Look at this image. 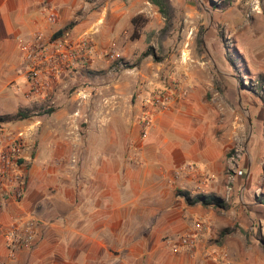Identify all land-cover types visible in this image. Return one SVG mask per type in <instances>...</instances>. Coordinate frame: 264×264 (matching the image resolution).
<instances>
[{"label": "crops", "instance_id": "1", "mask_svg": "<svg viewBox=\"0 0 264 264\" xmlns=\"http://www.w3.org/2000/svg\"><path fill=\"white\" fill-rule=\"evenodd\" d=\"M49 5L58 11L54 23L47 19ZM94 24L99 50L112 41L126 50V37L137 34V0H0V114L34 112L49 103L26 95L22 42L37 34L50 41L68 26L76 35ZM100 58L91 69L59 80L52 121L25 118L34 128L26 193L19 201L9 199L0 222L9 225L34 214L40 225L33 246L12 258L0 238V264H264V253L248 245L239 229L228 230L244 225L235 204L237 185L243 183L251 197L264 194V137L254 139L249 122L252 166L247 177L235 176V184L227 185L232 128L201 85L170 110L153 109L144 137L140 122L116 97L120 80L102 75V83L96 82L98 64L109 65ZM20 78L22 98L3 93ZM80 80L88 82L78 90L87 96L84 108L76 104L79 93L68 92ZM145 87L143 98L154 91ZM181 190L192 197L216 194L231 207L191 204ZM188 233L196 246L174 252L168 238Z\"/></svg>", "mask_w": 264, "mask_h": 264}, {"label": "rangeland", "instance_id": "2", "mask_svg": "<svg viewBox=\"0 0 264 264\" xmlns=\"http://www.w3.org/2000/svg\"><path fill=\"white\" fill-rule=\"evenodd\" d=\"M172 1L176 7V23L164 43V50H160L158 42L159 30L164 25L163 16L149 0H137V34L126 37V50H120L117 43L119 56L110 60L109 65L98 64V69L94 70L98 78L95 80L102 83V75L119 79L121 83L116 90V97L138 121L144 108V99L140 94L146 84L152 86L154 91L151 94L172 95L167 110L171 109L176 99L187 98L192 88L201 85L205 97L217 109L221 121L229 122L232 128L233 142L227 156V185L233 186L235 176L247 177V168L253 163L248 146L252 136L249 117L254 125V139L264 137V130H261V134L259 132V124L264 126V0H229V5L221 8L226 0ZM215 3L219 7H214ZM140 9L143 11L139 12ZM87 29H92L94 36L99 31L96 24ZM148 36L159 60L145 54L149 46ZM110 45L99 51L104 55ZM103 55L97 60L100 57L104 59ZM80 81L71 85L69 95H77L79 87L88 84L84 80ZM17 85H24L23 78L5 88L3 93L22 98L23 91ZM82 94L79 93L76 104L84 108L87 97L83 98ZM139 100L141 105L137 109ZM245 103L251 106L250 110L245 108ZM54 105L49 102L33 110L31 118L39 115L46 121H52V115L57 110ZM71 105L68 107L72 108ZM49 109L52 111L48 112ZM30 121L27 123L30 124ZM148 129L141 128L142 136L145 137ZM33 130L31 127L30 136ZM232 154H235V159L231 161ZM261 158H264V154ZM235 169H243L244 174L235 173ZM256 174L262 178L259 169ZM242 184L236 187L235 204L240 214L244 215V225L237 222L228 230L239 229L248 245L264 253L261 247L264 242V203L257 201L264 194L256 192L255 197L246 195ZM250 201L254 204L251 205Z\"/></svg>", "mask_w": 264, "mask_h": 264}, {"label": "built area", "instance_id": "3", "mask_svg": "<svg viewBox=\"0 0 264 264\" xmlns=\"http://www.w3.org/2000/svg\"><path fill=\"white\" fill-rule=\"evenodd\" d=\"M47 19L54 23L58 20V11L47 6ZM21 50L26 66L28 98L43 99L53 102L59 80L69 73H82L91 69L94 61L103 53L99 51L94 41V32L87 29L74 35L71 28H66L60 35L50 41H43L42 35L22 42ZM117 45L112 42L110 49L103 55L104 59H117ZM86 98V94H82ZM140 115L143 129L151 127L153 122L152 109L167 110L170 108L172 95L152 93L145 96ZM0 114V212L12 197L21 200L26 193L28 169L33 161L30 131L31 124L24 123L26 119L9 120ZM235 159V154L230 160ZM239 175L243 169L236 170ZM208 176L204 175V182ZM231 177V174H229ZM40 225V219L34 215L24 217L9 225L0 222V238H3L8 248L9 256L14 257L20 249L33 246ZM168 243L174 252L181 249H191L197 244L196 238L188 233L178 238H168Z\"/></svg>", "mask_w": 264, "mask_h": 264}, {"label": "trees", "instance_id": "4", "mask_svg": "<svg viewBox=\"0 0 264 264\" xmlns=\"http://www.w3.org/2000/svg\"><path fill=\"white\" fill-rule=\"evenodd\" d=\"M153 5L158 7L159 13L164 18V25L160 28L159 34H158V42H159V48L160 50H164V43L165 41L170 37L172 31L175 28L176 23V7L172 0H149ZM215 3L214 7L216 6ZM229 5V0H226L221 7H227ZM133 23H136V20L133 19ZM67 28H71V26H68ZM63 32V30L59 31L55 36L60 35ZM222 35V34H221ZM151 36V35H150ZM150 36H148V49L146 50V55H153L155 60H159L158 56L156 55L155 48L150 45ZM201 42V38L199 39ZM244 84V83H243ZM52 111V109L47 110ZM32 115V112L28 109L20 108L19 111L15 115H5L2 116L5 119L9 120H16V119H25ZM181 194H183L186 199L189 201V203L194 204L196 202H201L204 205H214L215 207L228 209L230 205L225 202L223 198L216 194H207V193H198L195 196H191L189 192H185L183 190L180 191ZM257 201L259 203H264V196L258 197ZM261 247L264 250V242L261 243Z\"/></svg>", "mask_w": 264, "mask_h": 264}, {"label": "water", "instance_id": "5", "mask_svg": "<svg viewBox=\"0 0 264 264\" xmlns=\"http://www.w3.org/2000/svg\"><path fill=\"white\" fill-rule=\"evenodd\" d=\"M240 104H241V101H240ZM242 106V105H241ZM249 122H250V124H251V118L249 117Z\"/></svg>", "mask_w": 264, "mask_h": 264}]
</instances>
